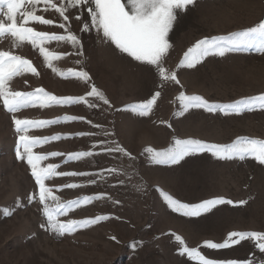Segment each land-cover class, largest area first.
Returning a JSON list of instances; mask_svg holds the SVG:
<instances>
[{
  "label": "rangeland",
  "instance_id": "obj_1",
  "mask_svg": "<svg viewBox=\"0 0 264 264\" xmlns=\"http://www.w3.org/2000/svg\"><path fill=\"white\" fill-rule=\"evenodd\" d=\"M122 2L131 10L127 0ZM53 3L60 6L66 0ZM88 6H69V21L65 22L53 9L45 12L41 3L36 14L53 19L55 24L27 25L50 34L66 35L70 31L80 39V47L68 42L45 44L50 52L61 56L52 61L55 72L39 50L27 42L6 35L0 37V51L29 59L38 72L14 77L9 82L11 90L43 88L60 97H80L87 96L95 85L110 102L105 105L98 98L87 97L96 107L82 103L33 107L15 114L20 119L61 120L58 125L29 130L31 136L62 137L34 149L42 155L52 151L64 154L42 164L59 163L61 172L116 170L102 172L103 179L89 175L57 177L46 182L62 203L84 196L105 197L74 208L59 219L66 222L100 215L109 218L70 235L60 236L47 230L38 195L34 201L28 199L38 193V186L26 162L15 156L18 134L13 114L0 101V264H196L180 255L183 246L197 247L206 257L217 260L235 259L240 264L248 258L260 260L261 254L251 242L226 250H208L202 245L205 240L222 242L231 231H264V165L252 159L221 161L207 153L186 158L176 166L156 165L148 159L145 149L163 150L175 139L192 138L216 144H228L238 137L264 140V110L227 116L203 110L177 114L180 92L218 103L264 94V54L212 56L193 69L178 67L184 52L197 40L244 30L264 20V0H196L194 6L178 14L169 33L171 47L163 66L177 73L179 85L162 82L154 66L120 53L102 32L91 26ZM60 23H66V29L58 27ZM85 24L89 26L87 32L83 30ZM81 70L89 73L87 83L60 75ZM156 91L161 95L150 115L139 116L126 110L134 103L146 101ZM66 116L81 119L65 122ZM81 132L88 135L77 137ZM68 136L73 138H63ZM100 141H106L107 147L124 149L132 158L123 153L97 155L103 151L94 147ZM77 151H91L94 155L79 162H65L67 154ZM93 180L95 185L91 184ZM67 183L81 186L64 189ZM117 183L121 186L115 187ZM158 190L184 203L216 197L246 203L235 207L221 205L212 214L189 218L172 212ZM49 204L54 206L51 201ZM176 235L182 237L185 245L175 241Z\"/></svg>",
  "mask_w": 264,
  "mask_h": 264
},
{
  "label": "snow or ice",
  "instance_id": "obj_2",
  "mask_svg": "<svg viewBox=\"0 0 264 264\" xmlns=\"http://www.w3.org/2000/svg\"><path fill=\"white\" fill-rule=\"evenodd\" d=\"M43 3L44 11L53 9L65 22L69 21V6L71 9H78L82 6L87 7V13L91 18V26L97 32H102L104 38L111 42L120 53L141 64L154 66L162 82H173L177 85L180 80L175 71L169 72L163 66L164 58L168 55L171 47L169 43V33L172 31L175 22L178 20V14L194 6L196 0H127L131 5V10L126 7L122 0H66L58 6L53 0H0V37L11 36L19 42H27L33 49H38L39 54L47 62V66L56 71L52 66V61L61 58L60 55L50 52L45 44L50 42H68L74 47H80L81 41L72 32L66 35L50 34L44 31H37L29 27V23H38L42 26H53V19H46L44 15H37V6ZM75 15V13H73ZM76 19L80 17L76 15ZM61 29H66V23L58 25ZM85 32L89 31V26L84 25ZM257 53L264 54V20L255 26L244 30L234 31L227 35H216L204 37L197 40L183 54L179 61V68L193 69L201 64L208 57H225L232 53ZM31 73L38 75L36 67L29 59L14 55L9 51H0V101L3 108L10 114H13L12 120L15 126V132L18 134V141L15 147V156L20 161H25L31 170V176L38 186V193L28 197L34 201L38 195L40 205L43 206V215L46 217L47 230L60 236L72 234L87 226L97 224L109 217L100 215L94 219L75 220L69 219L62 222L59 217L66 216L74 208L92 203L94 200L105 198L102 195L84 196L81 199H73L67 203L59 201L58 196L54 195V189L49 187L46 182L57 177L72 176H102V172L115 173L112 168L90 173L86 171L61 172L58 169L62 166L59 163L42 162L49 158L61 157L64 155L59 151H52L48 154H38L34 152L37 146L47 144L62 139L60 135L45 136L43 138L29 135L30 129H43L46 126L58 125L59 119L33 120L20 119L16 113L24 109L38 107L41 109L51 106H73L84 104L89 107H96L91 104L87 97H95L109 105L110 102L96 88L95 85L87 92V96H56L45 91L43 88H36L33 91H14L9 88V82L14 77L22 74ZM63 78H74L79 81L88 82L90 76L87 71H69L67 75L61 73ZM160 91H156L150 98L143 102H137L130 105L126 110L139 116H148L152 113L154 106L160 97ZM180 111L178 115H184L190 110H203L207 113H220L223 115H240L254 110H264V94L245 97L230 103L209 102L200 95H186L180 92L177 97ZM81 118L75 116L64 117L65 122H76ZM91 124V121H88ZM163 123V122H162ZM99 127V126H97ZM171 127V124H168ZM106 135L108 133H105ZM87 133H77V137H83ZM65 139L73 138L71 136L63 137ZM106 141H100L94 147L103 149L97 155H111L113 153H123L129 158L127 153L120 147H107ZM148 159L156 165L176 166L180 165L186 158L199 155L210 154L217 160H245L252 159L258 164L264 165V140L238 137L228 144H216L204 142L198 139H175L172 144L163 150L146 148ZM94 153L91 151H77L69 153L65 162H79L83 158L91 157ZM95 185L96 181H91ZM76 183H67L63 185L64 189H76L80 187ZM115 187L121 186L119 183ZM62 190V189H61ZM167 207L175 213L184 217L198 218L204 215L212 214L221 205L241 206L246 201L234 202L231 199L223 197L202 199L199 202L184 203L172 195L158 190ZM53 202L51 206L49 202ZM118 203V202H117ZM43 226V225H42ZM113 239H115L113 237ZM175 241L180 245H185L181 236L176 235ZM243 242H251L255 249L261 254V259L248 258L243 264H264V231H231L227 233L222 242H213L205 240L202 247L208 250H226L234 246H239ZM135 247V245H133ZM180 255L195 261L196 264H240L235 259L217 260L206 257L197 247L183 246L180 249Z\"/></svg>",
  "mask_w": 264,
  "mask_h": 264
}]
</instances>
